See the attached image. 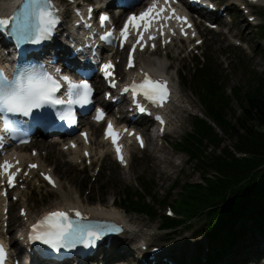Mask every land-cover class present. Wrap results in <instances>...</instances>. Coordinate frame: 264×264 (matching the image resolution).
Here are the masks:
<instances>
[{
  "label": "snow or ice",
  "instance_id": "1",
  "mask_svg": "<svg viewBox=\"0 0 264 264\" xmlns=\"http://www.w3.org/2000/svg\"><path fill=\"white\" fill-rule=\"evenodd\" d=\"M170 2L174 3L175 0H164L166 5ZM91 11L89 9V13ZM58 12L59 9L56 8L54 0H22V3L13 10L10 16L0 15V31L9 32L18 44L39 45L42 41L51 38L57 25L60 23ZM164 12L165 8L157 9L156 4L153 3L146 11L140 13L139 16H129L128 22L120 30L122 48L128 40L130 26L135 28L138 33V39L132 45L129 52V69L135 67L134 54L137 50V45L140 46L141 51L146 47V44L142 43L144 41V32L149 31L153 20H167L174 17L176 20L181 21L182 24H187V17L176 15L174 9L171 16L168 17L162 16ZM108 19V16L100 15L101 26ZM88 27L90 28V25ZM141 27H143V32L140 31ZM188 27H191V25L188 24ZM181 32L184 33L183 27H181ZM160 34L163 35V32L161 31ZM112 37L113 33L108 31L100 39L109 40ZM148 39L154 40L155 37L149 35ZM168 42L170 41L165 40V43ZM152 47L154 49L155 44ZM113 68L114 66L111 61L100 65V71L103 73L105 79L112 80ZM141 75L143 76L141 82L137 83L135 78H133L132 83L126 86L123 91H130L134 98L143 95L145 99L157 107H163L170 98L167 81L154 79L143 68L141 69ZM111 86L115 87V83L112 82ZM62 89L64 90L63 95L65 99H61L57 95L61 93ZM91 94L92 88L86 79H81L79 83L74 82L69 76L64 75L59 68L49 71L43 65L39 67L25 66L19 68L14 66L11 77L3 69H0V114H3L5 117L2 121L3 131L10 135H15L13 122L7 119L10 115L29 117L33 114L34 110L43 109L46 106L55 107L57 105H64L65 103L68 105L79 104L80 106H84L91 102ZM140 111L144 112L145 109L141 107ZM96 113L95 119L99 122L103 119L104 113L100 109H97ZM58 116L61 120L68 119L70 123L72 122L70 109L67 115L58 113ZM156 119L162 124L164 123L162 117L157 116ZM84 135L86 137V134ZM106 135L111 138L114 145H117V155L121 163H124L121 148L117 143L118 133L114 131L111 123L108 124ZM136 139L140 141V145L143 147L142 138L136 137ZM21 142L26 143L27 141L22 140ZM12 167L13 165L8 161L0 165V169H3V172L8 174L9 186H14L16 176L15 172L9 171ZM29 167L35 168L37 165L32 164ZM45 179L55 187V181L50 176H45ZM75 217L76 219L74 220L68 211L49 212L32 224L28 239L33 242L39 241L56 252H59L61 249L71 250L77 244L89 247L95 240L100 239L99 226L83 223L82 221H84L85 217L79 211H75ZM6 255L5 247L0 243V264H3Z\"/></svg>",
  "mask_w": 264,
  "mask_h": 264
},
{
  "label": "rangeland",
  "instance_id": "2",
  "mask_svg": "<svg viewBox=\"0 0 264 264\" xmlns=\"http://www.w3.org/2000/svg\"><path fill=\"white\" fill-rule=\"evenodd\" d=\"M260 21V20H259ZM239 36V35H238ZM245 36L248 39L249 44L252 43L253 48L259 47L255 40V34L250 32L246 33ZM246 42L247 50L243 51L241 49L234 50L232 46L226 41H222L218 37H212L210 39L206 38L205 46L207 47V56L211 57L212 60L217 61V65H220L222 76L224 80L228 82V90L231 87H239L242 93L246 92V88L249 89V86H252L256 83V76L264 74V58L258 53L253 51V48ZM246 52H248L246 54ZM243 61L246 63L252 70L245 72L243 65H240V62ZM225 64L229 65L227 70L224 68ZM182 93H187V90L184 88L180 89ZM232 108L236 110V113L239 112L237 104H233ZM185 115H182V119ZM225 144L231 146L234 144L235 140L229 141L224 139ZM213 153V151H211ZM215 156L220 154V151L214 152ZM58 156V153L54 154ZM160 157V155H159ZM173 163H179L180 160H177L174 156ZM63 159V156H62ZM53 163V159L51 157ZM111 162V161H110ZM156 160H153L149 155H144L142 159L133 160L129 170H120L115 164L105 161L104 166L102 167L101 173L96 177L97 182L94 181L93 173L82 174L77 169L60 170L55 169L60 180V188L64 191L65 200L67 202L78 203L79 205L84 206L85 208H98L101 209L102 204H108L116 196V192L123 188L124 186L133 183L135 179L140 176L142 173L147 175L149 178H154L157 185L156 192L158 198L162 199L166 192L168 191L171 184L176 181V178L180 180L181 183L187 181L188 179L195 181L198 177V174L194 170V164L185 163L184 158L183 165L178 169H167L166 173H161L157 168H154V163ZM157 163V162H156ZM173 173L171 176L167 174ZM91 181H90V180ZM87 183V184H86ZM85 185H88V187ZM87 188V189H86ZM38 193L42 195V205L43 208L47 204V208H52L56 206H61L65 204L62 198H58V192H47L46 196H43V192L38 190ZM38 204V201H35ZM101 204V205H99ZM118 211V210H117ZM119 212V211H118ZM163 213L161 210L160 214ZM119 214L127 220L129 218V224L133 231L139 230L144 227L154 226L150 224L149 221L145 218H139L135 216H124L122 211Z\"/></svg>",
  "mask_w": 264,
  "mask_h": 264
},
{
  "label": "trees",
  "instance_id": "3",
  "mask_svg": "<svg viewBox=\"0 0 264 264\" xmlns=\"http://www.w3.org/2000/svg\"><path fill=\"white\" fill-rule=\"evenodd\" d=\"M256 95H257L256 97H252L251 99H249V105H248V108L245 109L244 116H243L244 118L243 120L241 119L239 121V127L241 128V130L248 132L249 135L253 134L252 132L248 130L249 125L253 123H259V125L264 126V97L261 96L260 91ZM221 112H222V109H219L218 114L222 116ZM229 131L232 133V136H236V134H234L233 127H230ZM247 145L251 146L249 148L255 150V152H257L258 154H261L264 156V136L258 137V140L255 143L250 144L247 141L242 142L241 148L245 150H249Z\"/></svg>",
  "mask_w": 264,
  "mask_h": 264
},
{
  "label": "bare ground",
  "instance_id": "4",
  "mask_svg": "<svg viewBox=\"0 0 264 264\" xmlns=\"http://www.w3.org/2000/svg\"><path fill=\"white\" fill-rule=\"evenodd\" d=\"M5 9H7V7L5 8V7H0V12H3ZM108 48H109V44H108V46H106V48L104 49V51H106V50H108ZM83 75H84V72L82 71L81 72ZM157 73V72H156ZM182 103V102H181ZM91 131H92V138H91V144H92V148H91V152H93L94 150H93V148H94V146L95 145H102V142L100 141L98 144L96 143V140H95V136H96V133H97V131H98V128H95V127H93V128H91L90 129ZM47 145V143H45V144H42V142L40 143V146H39V148H42V147H45ZM47 148H48V151L49 152H51V151H53L54 150V146H51V145H48L47 146ZM98 149H99V146H98ZM97 149V150H98ZM101 149V148H100ZM68 154H70V156H77L78 155V150L76 149V150H74V151H68L67 152ZM106 154V153H105ZM103 155V150H101V151H98L96 154H94L93 153V160H95V158H96V156L97 157H101ZM107 155V154H106ZM41 157L39 156V157H37V158H35V160H37V159H40ZM160 160H163V161H168L165 157H163L162 159H160ZM53 161L56 163V164H59L60 163V161H55L54 159H53ZM57 188H58V186H57ZM59 195H61V194H59ZM62 196V195H61ZM65 201V200H64ZM98 209H92V210H87L89 213H92V214H100V213H98V211H97ZM113 209H107V208H104L102 211H107V213H105V214H108V215H110V216H114V217H118V214H117V212L116 211H112ZM33 218V217H32ZM16 220L15 219H13L12 220V222H11V224L13 223V222H15Z\"/></svg>",
  "mask_w": 264,
  "mask_h": 264
}]
</instances>
